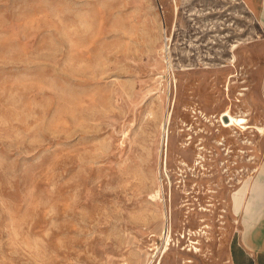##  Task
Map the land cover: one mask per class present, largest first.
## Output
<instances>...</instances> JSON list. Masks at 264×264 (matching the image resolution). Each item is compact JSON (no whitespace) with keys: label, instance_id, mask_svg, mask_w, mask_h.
I'll use <instances>...</instances> for the list:
<instances>
[{"label":"rangeland","instance_id":"obj_1","mask_svg":"<svg viewBox=\"0 0 264 264\" xmlns=\"http://www.w3.org/2000/svg\"><path fill=\"white\" fill-rule=\"evenodd\" d=\"M237 1L0 0V264H228L264 144Z\"/></svg>","mask_w":264,"mask_h":264},{"label":"crops","instance_id":"obj_2","mask_svg":"<svg viewBox=\"0 0 264 264\" xmlns=\"http://www.w3.org/2000/svg\"><path fill=\"white\" fill-rule=\"evenodd\" d=\"M243 4L246 13L252 17L253 32L256 35L260 34L263 38V41L254 47L253 73L258 72L256 80L258 92L249 96V103L255 106L256 117L264 123V0H243ZM261 55L262 62L259 67L257 61L258 56ZM253 81H255L254 78ZM262 154L263 160L253 172H257L254 179L258 178V180L264 181V144L262 145ZM247 179L249 180V178ZM254 179L249 182L252 183ZM244 181L245 179L241 185ZM230 211V216L234 217V221L231 223V234L227 242V263L264 264V195H260L253 202L249 211H245L241 206L238 211L234 212L230 202Z\"/></svg>","mask_w":264,"mask_h":264},{"label":"bare ground","instance_id":"obj_3","mask_svg":"<svg viewBox=\"0 0 264 264\" xmlns=\"http://www.w3.org/2000/svg\"><path fill=\"white\" fill-rule=\"evenodd\" d=\"M230 4L227 5L229 7H235V5H237L238 1L237 0H229ZM234 9V8H232ZM237 10V9H236ZM231 13V12H229ZM167 37H165L166 39ZM237 46V43H233L231 45V49H235ZM234 60V59H232ZM228 88V87H227ZM242 89V88H241ZM245 89V88H244ZM239 95L242 96L243 95V92L242 91H239ZM232 107V106H231ZM230 106H228V108L232 109ZM206 115V114H205ZM227 115H229V112L227 111ZM241 115H247L246 113H240V114H237L236 113V116H241ZM230 119V122H233L231 117H229ZM246 122V121H244ZM261 136H264V132L261 133ZM246 142L250 143L251 144V141L249 140H246ZM252 146V145H251ZM199 154V153H198ZM199 156V155H198ZM200 158V157H199ZM202 160V159H201ZM264 165V164H263ZM262 165V166H263ZM264 173V172H263ZM256 178V177H255ZM159 191V190H158ZM157 191V192H158ZM156 192V191H155ZM250 194V195H249ZM248 195V196H247ZM260 195H264V181L262 179L258 180L257 179H254V181L252 183L249 182L248 179H245V181L243 182V184L238 188L236 189L235 191H232L231 195H230V199H231V204H232V209L234 212L238 211L239 208L241 206H243L244 210L245 211H249V209L251 208L253 202L255 200H257L258 197H260ZM151 199L152 200H158L160 199V195H151ZM167 219V218H166ZM167 222V221H166ZM205 226V225H204ZM172 229V228H171ZM170 230V229H169ZM171 231V230H170ZM205 234L206 231L203 229V226L200 228L199 230V234ZM171 234V233H170ZM166 235V234H165ZM167 236V235H166ZM163 237V235H162ZM165 240V239H164ZM190 240V243L191 244H197L198 243V240L196 239H189ZM169 246V245H168ZM156 248V247H155ZM194 250L195 251H198L199 248L196 247L195 245L193 246ZM154 249V248H153ZM168 249V248H166ZM165 249V250H166ZM164 250V251H165ZM156 255V254H155ZM154 258V257H153ZM227 260V259H226ZM154 261V260H153ZM188 261V260H187Z\"/></svg>","mask_w":264,"mask_h":264},{"label":"built area","instance_id":"obj_4","mask_svg":"<svg viewBox=\"0 0 264 264\" xmlns=\"http://www.w3.org/2000/svg\"><path fill=\"white\" fill-rule=\"evenodd\" d=\"M223 116V113L220 115V121L219 122H221V117ZM222 123V122H221ZM223 139V141L221 140H219L221 143V145H223V148H222V150H224L225 148H227V147H224V145H226V144H224V141H227L224 137L222 138ZM242 143L241 144H245L244 146L245 147H249L251 144L250 143H248V142H246V141H241ZM230 145H228V147H229ZM240 150V149H239ZM228 153V150H226L225 151V154H227ZM238 162V161H237ZM237 162L236 161H234V164H237ZM223 210V209H222Z\"/></svg>","mask_w":264,"mask_h":264},{"label":"water","instance_id":"obj_5","mask_svg":"<svg viewBox=\"0 0 264 264\" xmlns=\"http://www.w3.org/2000/svg\"><path fill=\"white\" fill-rule=\"evenodd\" d=\"M224 119L226 120V117H224Z\"/></svg>","mask_w":264,"mask_h":264}]
</instances>
